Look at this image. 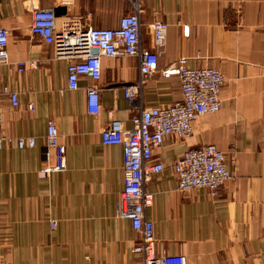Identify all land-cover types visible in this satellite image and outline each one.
Segmentation results:
<instances>
[{"label": "crops", "instance_id": "obj_1", "mask_svg": "<svg viewBox=\"0 0 264 264\" xmlns=\"http://www.w3.org/2000/svg\"><path fill=\"white\" fill-rule=\"evenodd\" d=\"M63 1L0 0L9 59L0 66V82L18 93V105L2 102L0 264H142L139 235L116 213L122 148L103 144L100 130L111 119L130 127L141 109L181 100L180 81L154 73L133 108L122 86L137 82V59L102 57L95 82L100 110L88 113L86 88L92 81L81 77L76 89L67 87V61L54 58L52 46L31 33L32 12L53 7L57 21L73 15L85 27H116L129 4ZM154 17L168 23L159 68L185 56L190 66L220 69L224 84L220 109L200 115L188 137L166 136L153 156L168 165L185 149L212 143L231 174L217 196L203 187L177 190L168 166L153 175L145 185L151 204L144 214L154 226V251L182 254L187 264H264V0H145V46L151 45L148 25ZM18 60L36 66L26 64L19 72ZM48 121L55 122L66 147L65 169L40 176L41 167L55 163L53 151L45 153ZM27 136L35 145L19 148L17 138ZM48 219L56 220L54 229ZM33 224L43 226L35 238Z\"/></svg>", "mask_w": 264, "mask_h": 264}, {"label": "built area", "instance_id": "obj_2", "mask_svg": "<svg viewBox=\"0 0 264 264\" xmlns=\"http://www.w3.org/2000/svg\"><path fill=\"white\" fill-rule=\"evenodd\" d=\"M144 1L127 0L129 9L119 17L116 27H85L83 19L73 15L57 21L55 8H36L32 12L30 30L52 46L54 58L67 61L66 81L69 89H76L81 77L92 81L86 88L87 112L91 114H98L100 110L99 87L95 82L100 77L102 57L126 55L137 59V82L122 86L124 96L133 108L139 105L140 87L154 73L159 72L164 77L178 76L181 100L141 109L132 118L130 127H125L118 119H111L100 130V138L103 144H116L122 148L123 188L116 203V213L118 217L127 218L131 228L139 235L137 249L142 255V264H187L182 254L155 253L154 226L144 214L145 208L151 204V196L145 190V185L167 166L176 178L179 191L203 187L217 196L224 183L231 178L224 153L212 143L187 148L168 165L153 156V151L161 148L166 136L186 138L192 132V123L200 115L220 109V89L224 76L216 67L188 65L185 56L178 57L165 68H159L158 50L165 43L168 23L154 17L148 25L151 45H143L140 13ZM63 2L67 3L66 0ZM183 32L187 33V29ZM7 39V29L0 26V66L9 63ZM26 64L36 66L34 61L18 60L15 62L17 71H23ZM5 98L12 106L18 105L17 91L0 82V125ZM27 109L33 110V103H28ZM59 136L55 122L48 121L45 153L51 149L55 163L41 167L38 171L40 176L65 169L66 147ZM16 145L19 148L33 147L35 138L18 137ZM2 147L3 137L0 135V151ZM47 222L50 228L57 223L55 219H48Z\"/></svg>", "mask_w": 264, "mask_h": 264}, {"label": "rangeland", "instance_id": "obj_3", "mask_svg": "<svg viewBox=\"0 0 264 264\" xmlns=\"http://www.w3.org/2000/svg\"><path fill=\"white\" fill-rule=\"evenodd\" d=\"M32 221H34V220H32ZM30 228H31V230H32V231H31L32 238H35V237H36V232H37V230L43 228V226H40V225H31ZM54 228H55V227H54ZM54 228H50V229H54ZM32 243H33V244H37V243H39V242H35V241H33Z\"/></svg>", "mask_w": 264, "mask_h": 264}]
</instances>
